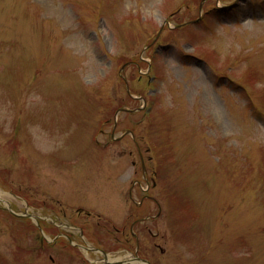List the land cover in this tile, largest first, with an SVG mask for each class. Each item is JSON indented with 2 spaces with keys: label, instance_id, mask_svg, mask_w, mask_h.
Segmentation results:
<instances>
[{
  "label": "rangeland",
  "instance_id": "rangeland-1",
  "mask_svg": "<svg viewBox=\"0 0 264 264\" xmlns=\"http://www.w3.org/2000/svg\"><path fill=\"white\" fill-rule=\"evenodd\" d=\"M0 192V264H264V0H0Z\"/></svg>",
  "mask_w": 264,
  "mask_h": 264
},
{
  "label": "bare ground",
  "instance_id": "bare-ground-1",
  "mask_svg": "<svg viewBox=\"0 0 264 264\" xmlns=\"http://www.w3.org/2000/svg\"><path fill=\"white\" fill-rule=\"evenodd\" d=\"M1 196H2V194H1V192H0V198H1Z\"/></svg>",
  "mask_w": 264,
  "mask_h": 264
}]
</instances>
